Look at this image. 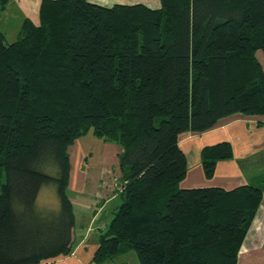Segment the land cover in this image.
<instances>
[{"label":"trees","instance_id":"obj_1","mask_svg":"<svg viewBox=\"0 0 264 264\" xmlns=\"http://www.w3.org/2000/svg\"><path fill=\"white\" fill-rule=\"evenodd\" d=\"M38 13L11 44L0 31V264L71 254L68 149L88 134L122 149V203L95 263L132 250L139 264H236L262 190L178 189L179 138L264 116V0H41ZM231 157L229 143L204 148L205 178ZM44 185L56 187V211L36 204Z\"/></svg>","mask_w":264,"mask_h":264},{"label":"crops","instance_id":"obj_2","mask_svg":"<svg viewBox=\"0 0 264 264\" xmlns=\"http://www.w3.org/2000/svg\"><path fill=\"white\" fill-rule=\"evenodd\" d=\"M87 1L103 7L143 4L151 9L160 8V0ZM255 57L264 72V53L257 51ZM223 142L231 145L232 157L217 162L212 178L206 179L201 166V152L206 147ZM103 143V163L94 167V182L91 183L86 174L90 173V169L85 171L81 168V174L76 176V183L71 182L69 172L67 188H74L79 194V197L70 199L67 196L74 215L71 255L42 261L39 264H93L92 258L98 247L101 226H108L114 211L122 203V172L119 165L122 149L115 143ZM179 147L183 153L192 154L197 161L190 167L187 161L186 176L179 184L182 189L214 187L232 190L242 185H253L262 190L260 207L239 250L237 264H264V116L231 115L221 119L213 129L204 133L182 134ZM78 154H81V151ZM113 260L102 264H110ZM136 262L138 264L137 259Z\"/></svg>","mask_w":264,"mask_h":264},{"label":"rangeland","instance_id":"obj_3","mask_svg":"<svg viewBox=\"0 0 264 264\" xmlns=\"http://www.w3.org/2000/svg\"><path fill=\"white\" fill-rule=\"evenodd\" d=\"M35 2L37 7L34 5ZM39 3L40 0H8L5 3L3 10L0 11V31L4 34L6 44H11L17 41L21 37L22 32L20 27L24 19L29 18L34 22L39 21V13H38ZM91 135L92 134H88L85 137L79 138L68 149L70 150L68 152L69 172L72 183H76L77 181L76 176L77 175L79 176V174H81V168L82 170L85 171L86 169H90V173H86V174L89 178L88 180H91L90 181L91 183L94 182V178L92 179V175L94 176V173H96L94 172V167H96L100 163H103L102 162L103 150L101 148V144L104 143L102 142L101 139L93 137ZM79 151H81V154H78ZM185 155L186 158L188 159L187 161L189 167L197 162L195 161V158H193L192 154L187 153ZM44 172L51 176H57V171L52 168L49 169L47 168L44 170ZM71 175L73 176L72 178ZM178 189H182L180 185H178ZM66 195L69 197V199L70 197H79L77 190L74 188L72 189L67 188ZM36 204L39 207V209L42 210L48 209V210L56 211L60 206L59 198L56 192V187L54 185H44L39 191V194L37 195ZM104 228L105 227L101 226V231L104 230ZM70 255L71 254H69L68 256ZM136 259L137 258L135 253L132 250H130L124 254L117 256L110 264H134V263L137 264ZM131 261H134V263ZM92 263L102 264V263H95L93 260Z\"/></svg>","mask_w":264,"mask_h":264}]
</instances>
